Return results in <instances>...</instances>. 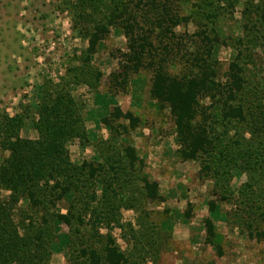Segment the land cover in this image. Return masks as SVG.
<instances>
[{
  "label": "rangeland",
  "instance_id": "374dc122",
  "mask_svg": "<svg viewBox=\"0 0 264 264\" xmlns=\"http://www.w3.org/2000/svg\"><path fill=\"white\" fill-rule=\"evenodd\" d=\"M173 1L180 25L170 40L183 53L185 49L191 53L190 46L196 44L205 57L213 47L206 67L209 92L215 98L205 96L200 106L213 145L196 159L197 184L207 185L195 187L198 195L186 213L202 214L203 207L204 212L213 207L215 213L209 217L222 236L224 256L218 264H264V0ZM137 2L0 0V207L12 231L10 245L0 250V256L9 264H18L11 258L26 253L31 255L27 264H94L92 252L101 264H108L111 246L124 255L122 264H170L164 248L169 233L163 222L169 211L147 199L145 165L140 159L131 166L119 126L112 125V134H106L102 162L92 155L83 158L81 145L86 139L78 129L66 146L70 161L59 167L61 175L52 173L55 154L51 166L48 158L39 159L37 173L29 177L26 168L17 169L15 177H8L5 169L11 159L7 145L15 141L11 139L15 133L23 141L47 146L49 129L41 128L48 121L43 122L41 104L50 89L60 88L45 87L46 83L86 81L91 88L84 82L70 87L73 103L83 112L94 104V91L125 95L130 84L115 82L126 65L124 34L111 28L95 54L89 56L87 49L95 25L108 22L123 6L138 10ZM133 15L137 30L145 35L157 13ZM145 86L149 92L150 84ZM229 86H241L230 101L225 95ZM58 102L53 99L47 105L46 116L50 110L54 116L64 110ZM225 104L231 106L230 114L237 116L241 110V116L225 117ZM146 105L147 122L174 133L170 113ZM110 111L112 116L118 112L113 107Z\"/></svg>",
  "mask_w": 264,
  "mask_h": 264
},
{
  "label": "trees",
  "instance_id": "16d2710c",
  "mask_svg": "<svg viewBox=\"0 0 264 264\" xmlns=\"http://www.w3.org/2000/svg\"><path fill=\"white\" fill-rule=\"evenodd\" d=\"M137 1L138 10H130L128 7L123 6L119 14L113 13L109 17L108 22L99 23L94 26L87 54L89 56L95 54L98 46L105 38V33H109L111 28L121 31L127 39V52L122 54L124 56L122 65H126H124L125 70L123 72L115 75V82L121 85L126 83V86L128 83L130 85L133 84V89L137 95L143 89L144 85L149 83V94L156 102L158 113H162L165 110V112L168 111L172 116L178 144V157L182 161H194L201 154L209 153L213 145L206 124L207 122L200 118L202 115L200 106L203 98L210 95V98H215L209 92L210 82L206 67L208 60L212 56L213 47L208 49L206 57L202 53L203 48H197L196 44L190 46V48L193 47L191 53L186 49L183 53V48L178 43L170 40L172 36H176L175 28L180 25L179 15L171 8L175 2L173 0H162V4H157L156 1L158 0ZM181 1L179 0L176 3H180ZM141 4H146L144 6L145 9L143 7L140 8L139 5ZM148 12L157 13V15L153 17V26L143 35L140 29L137 30L139 22L137 23V18L133 13H142L146 16ZM147 18H149V15ZM191 43L193 44L192 41ZM132 75L134 76L132 77ZM120 77L121 79H119ZM82 82L87 83L84 80L78 82L68 80L64 85L62 82L58 85L51 83L49 86L46 83L45 87H58L62 89L61 91L59 89L57 92H53L54 90L50 89V95L45 97V101L41 104H45V107L41 108L40 112L43 122L48 121V124H43L41 128L49 129V131L47 130V140H45L47 141V146L43 147L41 142L32 143L23 141L15 133L11 137L15 141L7 145V150L11 152V159L5 165L8 177H15L17 175L16 170L19 168H26L27 176H32L34 173H37L38 165L36 162H39V159L46 158L47 160L48 158V166H51L52 154H55L56 158L52 161V173L55 177L61 175V165L63 163L67 164L70 161L67 156V144L76 135L75 133L78 129L83 135V138L87 140L88 136L84 126L83 111L76 107L70 94L71 85ZM240 89L241 86L238 88L229 86L225 93V95L227 94V99L229 101L233 100ZM53 99L59 100L57 105L59 109L63 108L64 110L56 112L55 116L51 115L52 110H50L48 112L49 116H46L47 113H44V109L47 105H50ZM227 99H225V103ZM64 101L67 107H64ZM225 107V117L241 116V110H238L240 112L236 116L228 112L231 106L226 105ZM117 111L115 117L123 116L128 119L132 128L141 122V118L133 112L128 111L123 113L119 109ZM105 121L107 122V119ZM28 146H30V149H27ZM124 152L129 158L131 166H136L135 164L139 158L137 157L135 149L131 146H126ZM11 168L14 171L13 173L11 172ZM21 169L19 170L21 171ZM142 182L146 197L149 201H162L163 197L158 193V185L156 182L149 180L145 176L142 177ZM31 200L35 201L34 193H31ZM212 208L210 210L211 214L215 213ZM204 223L207 230V242L220 253L219 242H222V236L216 232L213 218H205ZM11 232L6 223L5 209L0 207V250L9 247ZM92 254L95 259L94 264H101L95 252H92ZM30 259L31 255L28 253L18 254L11 258L12 262L18 264H27ZM7 262L8 258L1 255L0 264H9ZM107 262L108 264H122L125 262V258L117 248L111 246L107 248Z\"/></svg>",
  "mask_w": 264,
  "mask_h": 264
},
{
  "label": "crops",
  "instance_id": "0c3cea01",
  "mask_svg": "<svg viewBox=\"0 0 264 264\" xmlns=\"http://www.w3.org/2000/svg\"><path fill=\"white\" fill-rule=\"evenodd\" d=\"M83 84L91 88L88 83ZM73 86L75 85H71ZM133 88V84L129 85L124 96L92 92L94 104L92 103L91 107L88 104L86 111L83 112L84 126L88 135L86 143L81 145L83 158L92 155L93 160L102 162L104 160L102 147L104 148L107 132L111 131L112 134L114 130L112 125L122 128L119 134L120 139L123 138L122 143L124 141L126 146L133 147L139 160L142 159L145 165L144 176L157 183L158 193L163 197L162 201H157L160 204L159 207H166L169 211L168 216L163 219L169 233V240L164 247L168 262L170 264H218L224 256L207 242L205 219L200 218V215L202 218L209 217L210 210L204 212L203 207L202 214L195 213L196 210L190 216L186 213L188 204L195 199V193L196 196L198 195L195 187L200 186L203 189L207 185L202 181L197 184L196 178L200 167L196 160L182 161L178 157L175 132L164 133L165 127L162 124L157 126L147 122V116L144 113L146 104L148 103L155 108V111H158L156 102L149 92H146V86L138 95ZM148 96L150 98L146 101ZM112 107L123 113L130 111L137 114L141 122L132 128L128 119L123 116H112L110 111ZM158 127H161V130ZM127 138L128 142H125Z\"/></svg>",
  "mask_w": 264,
  "mask_h": 264
}]
</instances>
